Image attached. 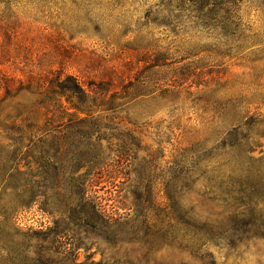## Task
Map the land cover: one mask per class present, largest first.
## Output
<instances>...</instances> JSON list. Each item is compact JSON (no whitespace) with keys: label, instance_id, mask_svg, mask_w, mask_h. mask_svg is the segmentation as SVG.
Listing matches in <instances>:
<instances>
[{"label":"rangeland","instance_id":"obj_1","mask_svg":"<svg viewBox=\"0 0 264 264\" xmlns=\"http://www.w3.org/2000/svg\"><path fill=\"white\" fill-rule=\"evenodd\" d=\"M67 76L119 92L99 128L41 126ZM225 154L264 209V0H0V264H198L176 221Z\"/></svg>","mask_w":264,"mask_h":264},{"label":"trees","instance_id":"obj_2","mask_svg":"<svg viewBox=\"0 0 264 264\" xmlns=\"http://www.w3.org/2000/svg\"><path fill=\"white\" fill-rule=\"evenodd\" d=\"M49 84L48 97L44 96L43 100L38 102L44 109L41 123L44 129L48 126L55 131L85 130L91 126L99 128L102 120L96 115L95 108L112 110L119 97V92L110 93L111 87L104 82L87 85L85 89L75 78L67 76L62 81H50ZM107 93H110V96L105 97ZM60 97H65L67 106L63 105ZM236 147L237 145L230 147L235 156L239 149V146ZM227 155L220 157L218 165H209V191L204 192L203 189V193L198 195L200 200H207L212 210L204 211L199 206L192 205L189 212L180 213L176 221L174 233L179 249L187 251L191 259L198 264H216L207 252L209 245L218 246L222 242V245L229 249H247L249 241L264 239V209L257 208L259 197L247 190L246 184L236 177L239 173L237 163L230 157L227 158ZM212 216H216L217 220L211 221ZM179 264L187 263L180 261Z\"/></svg>","mask_w":264,"mask_h":264}]
</instances>
